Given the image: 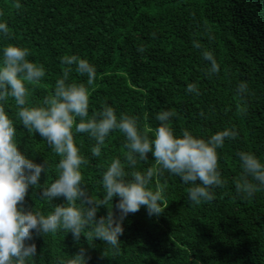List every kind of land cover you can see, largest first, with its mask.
Listing matches in <instances>:
<instances>
[{
    "label": "trees",
    "instance_id": "1",
    "mask_svg": "<svg viewBox=\"0 0 264 264\" xmlns=\"http://www.w3.org/2000/svg\"><path fill=\"white\" fill-rule=\"evenodd\" d=\"M0 12L11 32L0 40V49L27 47L29 59L45 67L31 103L53 92L65 68L61 58L78 55L97 68L89 116L107 104L118 116H135L144 129L154 131L157 112L171 110L177 135L184 129L204 139L225 127L238 132L218 149L224 183L212 189V201L190 202V185L167 171L157 173L151 187L164 188L162 213L149 216L142 206L129 214L119 252L102 240L83 235L75 240L60 230L34 234L33 264H64L81 248L88 264H264V190L245 197L234 183L240 176L237 153L251 151L264 158V0H0ZM194 41L213 51L219 73L208 72L209 62ZM71 79L85 82L87 77L73 71ZM241 81L249 89L243 101L235 94ZM189 83L197 84L199 95L186 92ZM239 103L247 105V114L237 111ZM7 110L15 115L13 101ZM15 126L27 157L34 163L48 161L47 174L42 172L40 186L29 188L23 207L47 214L52 204L65 203L62 197L50 202L40 195L57 178L59 157L38 133L28 132L18 120ZM125 142L122 133L113 132L95 157V141L77 134L87 160L81 168L84 184L96 199L104 195L100 181L112 159L124 162ZM149 167H156L151 153L134 168L125 163L128 172ZM117 199L112 211L118 215ZM108 208L111 204L101 206L97 216H106Z\"/></svg>",
    "mask_w": 264,
    "mask_h": 264
},
{
    "label": "clouds",
    "instance_id": "2",
    "mask_svg": "<svg viewBox=\"0 0 264 264\" xmlns=\"http://www.w3.org/2000/svg\"><path fill=\"white\" fill-rule=\"evenodd\" d=\"M20 6L17 2L16 8ZM10 36L8 23L0 19V40ZM193 46L200 49L203 59L209 62L208 72L219 73L220 66L213 51L203 48L199 42L194 41ZM30 55L29 48L16 44L0 49V264H33L37 255L34 234L44 237L60 230L70 232L75 240L82 235L102 240L119 252L124 221L129 214L136 213L142 206L149 216L162 213L164 188L157 186L153 190L151 187L157 173L167 171L190 185L187 196L190 202L200 204L214 199L212 189L224 183L218 149L224 147L226 140L238 135L235 127H225L204 139L188 129L177 135L170 123L176 113L171 110L157 112L155 119L159 126L154 131L144 129L135 116H118L114 107L107 104L89 116V91L95 82L97 68L78 55L61 58L65 68L62 76L56 79L53 92L41 103L33 104L30 97L34 86L40 84L46 70L43 64L31 61ZM73 71L86 76V81L72 80ZM248 91L247 82L241 81L235 94L243 101ZM186 92L199 95V88L196 83H189ZM10 100L17 108L14 116L7 110ZM247 110L246 104L237 105L241 115L247 114ZM17 120L28 132L44 138L59 157L57 178L49 186L42 187L40 195L50 202L62 197L65 203L52 204L47 214L34 208L26 210L22 204L29 188L41 185V174H47L48 161L34 163L21 150L15 126ZM117 131L126 141L124 162L119 157L112 159L100 181L104 195L96 199L84 184L81 168L87 160L76 137L87 134L95 141L92 155L100 157L106 139ZM149 153L156 167L143 172L126 171L125 163L134 168L138 161H147ZM237 157L240 176L234 182L236 192L252 197L264 190V158L251 151H240ZM114 197L118 198L115 205L118 215L112 211ZM109 204L107 215L98 217L100 207ZM88 259L86 250L81 248L64 264H88Z\"/></svg>",
    "mask_w": 264,
    "mask_h": 264
}]
</instances>
